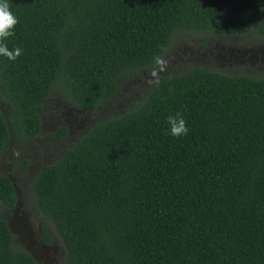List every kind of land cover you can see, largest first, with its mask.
Segmentation results:
<instances>
[{"label":"trees","instance_id":"16d2710c","mask_svg":"<svg viewBox=\"0 0 264 264\" xmlns=\"http://www.w3.org/2000/svg\"><path fill=\"white\" fill-rule=\"evenodd\" d=\"M0 155L40 131L60 90L93 110L154 66L181 31L264 39V0H9ZM203 44V43H202ZM183 114L189 132L169 134ZM66 135V128L55 133ZM44 244L64 264H264V76L191 65L92 121L28 181ZM0 173V208L17 203ZM28 204V203H27ZM0 264H38L0 213Z\"/></svg>","mask_w":264,"mask_h":264},{"label":"rangeland","instance_id":"374dc122","mask_svg":"<svg viewBox=\"0 0 264 264\" xmlns=\"http://www.w3.org/2000/svg\"><path fill=\"white\" fill-rule=\"evenodd\" d=\"M191 65L227 73L264 76V41L253 29L237 38L213 36L196 30L181 31L166 46L154 66L134 78H120L117 93L99 107L81 109L64 92L56 90L42 105L38 135L22 142L10 139L9 147L0 155V173L7 174L12 180L18 200L8 213L2 207L0 213L16 241L23 244L38 264L64 262L59 241L39 242V223L30 208L28 196L31 174L74 141L92 121L109 113L121 112L130 106L131 101L141 98L155 78L182 72ZM61 126L66 128V135L58 138L55 133Z\"/></svg>","mask_w":264,"mask_h":264},{"label":"clouds","instance_id":"9594fccd","mask_svg":"<svg viewBox=\"0 0 264 264\" xmlns=\"http://www.w3.org/2000/svg\"><path fill=\"white\" fill-rule=\"evenodd\" d=\"M18 22V17L11 11L9 0H0V55L11 61L20 57L23 50L20 47L9 49L4 41L15 35L14 28ZM166 119L170 135L179 138L188 134L189 128L182 113L177 112L175 115H169ZM16 155L18 156L19 153L17 152Z\"/></svg>","mask_w":264,"mask_h":264},{"label":"flooded vegetation","instance_id":"af4514ba","mask_svg":"<svg viewBox=\"0 0 264 264\" xmlns=\"http://www.w3.org/2000/svg\"><path fill=\"white\" fill-rule=\"evenodd\" d=\"M255 31V30H254ZM256 32V31H255ZM242 35V34H241ZM256 35H258L257 33H256ZM218 36H229V37H232V38H237V37H239L240 35H230V34H228V35H224V34H219ZM259 39L260 40H263L264 41V39L263 38H261L260 36H259ZM231 50V49H230ZM17 204V203H16ZM39 230H40V228H39ZM40 232V231H39ZM39 242H42L40 239H39ZM44 244V243H43Z\"/></svg>","mask_w":264,"mask_h":264}]
</instances>
